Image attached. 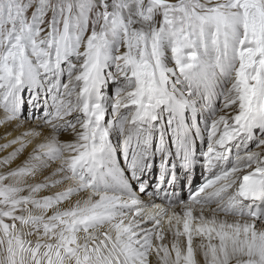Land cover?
<instances>
[{
  "label": "snow or ice",
  "instance_id": "snow-or-ice-1",
  "mask_svg": "<svg viewBox=\"0 0 264 264\" xmlns=\"http://www.w3.org/2000/svg\"><path fill=\"white\" fill-rule=\"evenodd\" d=\"M0 128V264H264V0H0Z\"/></svg>",
  "mask_w": 264,
  "mask_h": 264
},
{
  "label": "bare ground",
  "instance_id": "bare-ground-1",
  "mask_svg": "<svg viewBox=\"0 0 264 264\" xmlns=\"http://www.w3.org/2000/svg\"><path fill=\"white\" fill-rule=\"evenodd\" d=\"M4 131H5V129L0 128V136L3 135ZM68 138H69V137H67V136L62 137V139H68ZM4 142H5L4 140L0 139V143H4ZM30 150H31V148H29L27 151H30ZM9 151H11V149H9ZM27 151L24 153V155H22L21 157H19V159H17V160L13 163L12 167H16L17 165H19V164H21V163L23 162V160H24L25 157L27 156ZM3 155H6V153H2V152H0V156H3ZM156 162H159V158H157ZM156 162H155V164H156ZM157 170H159V168H158L157 165H156V166H155V169H154V172L157 171ZM199 177H200V169L197 168V170H196V172H195V178L198 179ZM182 178H183V177H182V175H181V179H182ZM152 180L155 181V178H152ZM42 194H49V193H42Z\"/></svg>",
  "mask_w": 264,
  "mask_h": 264
},
{
  "label": "rangeland",
  "instance_id": "rangeland-1",
  "mask_svg": "<svg viewBox=\"0 0 264 264\" xmlns=\"http://www.w3.org/2000/svg\"><path fill=\"white\" fill-rule=\"evenodd\" d=\"M31 15V13H29V16Z\"/></svg>",
  "mask_w": 264,
  "mask_h": 264
}]
</instances>
